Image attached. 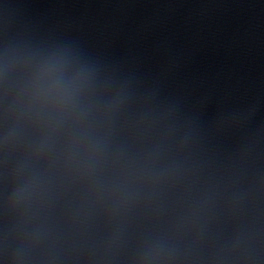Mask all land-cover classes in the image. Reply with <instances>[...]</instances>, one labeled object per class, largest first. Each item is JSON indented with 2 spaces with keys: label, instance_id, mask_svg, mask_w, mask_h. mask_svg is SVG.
<instances>
[{
  "label": "water",
  "instance_id": "obj_1",
  "mask_svg": "<svg viewBox=\"0 0 264 264\" xmlns=\"http://www.w3.org/2000/svg\"><path fill=\"white\" fill-rule=\"evenodd\" d=\"M0 264H264V0H0Z\"/></svg>",
  "mask_w": 264,
  "mask_h": 264
}]
</instances>
